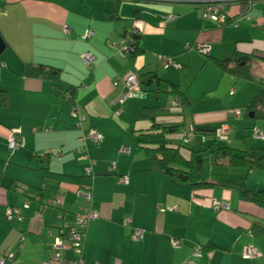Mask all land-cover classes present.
Masks as SVG:
<instances>
[{"label": "crops", "instance_id": "obj_1", "mask_svg": "<svg viewBox=\"0 0 264 264\" xmlns=\"http://www.w3.org/2000/svg\"><path fill=\"white\" fill-rule=\"evenodd\" d=\"M238 6L230 10L242 14L239 27L215 28L204 19L195 0H0V34L7 45L0 56V93L5 96L0 101V255L15 254L5 264H41L49 259L62 227L90 206L98 218L88 224L83 237L85 264H186L188 260L195 264H264V234L254 232L264 227V207L241 200L235 189L218 185L194 201L192 189L155 171L138 145L137 133L149 127L138 120L139 113L156 105H146L151 100L146 93L160 95L138 90L144 95L121 102L129 75L138 78L141 73L156 72L163 87L179 86L191 102L188 108L195 109L192 85L184 88V77L178 71L193 64L184 51L195 54L197 63L204 62L196 55L200 52L207 58L194 85L210 72L220 81L204 92L205 100L236 96L242 107L247 105V116L259 82L258 86L257 81L243 79L246 82L238 89L241 79L225 74L209 60H226L235 52L255 54L259 58L251 62V71L257 79H264V0L257 1L248 16ZM136 8L140 9L138 17ZM115 9L120 20H108L106 13ZM134 28L141 33V53H132L134 49L124 53L120 49L130 44L126 38ZM88 31L94 37L87 40ZM202 45L209 48L208 55L199 50ZM154 52L163 67L147 56ZM87 53L95 56L91 67L83 61ZM30 64L59 70L60 80L27 76ZM70 89L76 94L75 101L69 99ZM171 98L172 104L156 106L175 108ZM174 108L171 115L160 118V124L218 127L235 126L238 121L243 132L234 129L231 146L240 151L264 148V140L246 130L264 129V123L254 122L252 112L247 117L254 123L246 122L240 109L229 108L231 119L193 117L186 126V118L177 116ZM236 111L240 118L235 117ZM91 129L101 133L103 140L80 142ZM12 138L18 147L11 150ZM122 147L129 148L128 153H121ZM212 160L207 175L203 168L208 182H245L254 193L264 190V171L215 165ZM90 161L95 173L91 180L85 175ZM121 178L126 182L121 183ZM90 181L92 202L88 205L82 192ZM35 192L43 195L42 204L30 199ZM54 199H60L59 209L49 205ZM27 200H32L31 208L24 210ZM216 201L227 203L230 209L216 211ZM8 207L19 208L23 219H8ZM135 230L143 231L137 241ZM198 248L200 257L194 256ZM246 248L256 249L259 255L245 258Z\"/></svg>", "mask_w": 264, "mask_h": 264}, {"label": "trees", "instance_id": "obj_2", "mask_svg": "<svg viewBox=\"0 0 264 264\" xmlns=\"http://www.w3.org/2000/svg\"><path fill=\"white\" fill-rule=\"evenodd\" d=\"M238 8L241 13L246 9L242 4ZM139 14L140 9L136 8L135 16L138 17ZM241 17L242 14L234 12L230 14L229 22L235 23ZM106 18L113 21L120 20V13L115 9L112 12H107ZM126 39L132 43V49H134L132 53H141V33L138 30L134 28V31L129 32ZM254 58L259 57L255 54L235 52L231 58L226 60L214 58H209V60L225 74H232L238 79L259 82L262 89L249 106L247 116L249 117V114L252 112L255 119H264V79H257L256 75L251 71V62ZM25 74L29 77L52 79L54 81L60 80L61 75L59 70L52 67L31 64L26 66ZM162 82L156 72L141 73L138 76L139 90L150 91L156 96L167 94L173 97L177 103L175 108L173 106L167 108L156 105L146 106L139 113L138 120L147 122L149 127L145 131H139L137 133L138 145L146 153L152 168L162 173L174 184L189 186L194 194V201L197 198H203L201 194L204 193V190L218 185L235 189L241 200L264 207V190L254 193L248 189L245 182L235 183L224 180L214 184L208 182L203 177L205 156L208 152L212 155L213 164L215 165L223 164L231 168H244L248 171H264V148H247L246 150L240 151L229 144H224L216 137V131L220 126H193L194 137L188 135L190 127L186 128L182 124L180 126H163L159 123V120L162 117L171 115L170 110L173 111L171 108L176 109L177 116L184 117V110L191 106V102L187 94L179 86L169 84L168 87H163ZM71 90L69 99L75 101L76 94ZM4 100V94L0 93V101ZM254 128H252V131ZM44 168L48 169L47 167ZM44 168L42 167V169ZM89 179L91 180L93 178ZM88 184L92 185V182L90 181ZM30 196V199L34 200L38 198L40 203H43L41 201L43 195L40 192H35ZM216 202L225 203L223 201ZM213 206L216 211L230 209L229 205L227 208H216L214 203ZM55 208L59 209L58 207ZM254 232L256 235H263L264 227H257ZM67 256L69 258L75 257L73 253H67Z\"/></svg>", "mask_w": 264, "mask_h": 264}, {"label": "built area", "instance_id": "obj_3", "mask_svg": "<svg viewBox=\"0 0 264 264\" xmlns=\"http://www.w3.org/2000/svg\"><path fill=\"white\" fill-rule=\"evenodd\" d=\"M259 0H195L197 5L202 11L203 17L206 21H211L215 27L222 28V27H239L237 22H229L231 10L230 7L233 5H244L246 9L243 11V14H248L251 12L255 4ZM174 17L170 16V20H173ZM66 31H69L67 28ZM137 32V31H136ZM94 37L93 31H88L84 39H92ZM129 42V41H128ZM132 43L124 44L121 47V51L124 53H128L132 51ZM199 50L205 54H209V48L205 45L199 46ZM95 60V56L91 53H87L83 56L84 63L91 67ZM126 85L128 87V91L121 99V102H124L125 99L129 97H133L138 93V78L135 75H129L126 78ZM177 103H174L176 106ZM241 113L239 111L235 112V117L240 118ZM85 119L82 118L81 121L83 122ZM80 121V122H81ZM193 127H190L188 135L190 137H194ZM234 132L233 124H225L220 126L216 131V137L222 141L230 140V136ZM254 137L259 140H264V132L257 129L256 127L253 130ZM103 140V135L99 133L95 129H91L85 134L80 137V142L92 141L94 143H99ZM18 147L17 141L12 138L9 143V148L15 149ZM129 148L122 147L120 149L121 153H128ZM93 161H90V166L85 169V175L89 178H94V169H93ZM121 183L126 182L125 178L120 179ZM92 185L88 184L83 193V196L86 200V203L89 205L92 202ZM38 199V198H35ZM39 200V199H38ZM49 205L52 207H59L61 206L60 199H54L49 201ZM216 208L223 207L227 208L228 205L225 203L215 202ZM31 208V201L27 200L24 203L23 209L29 210ZM5 216L8 219L16 218L18 220L23 219V213L19 208L15 207H8L5 211ZM36 216L40 217L41 214L38 211ZM98 218V214L94 211L91 206L83 208L77 215L73 223H70L67 227H62L60 236L55 240L53 244V252L49 259L43 261L41 264H85L84 260L81 258V245L83 242V237L85 231L87 229L88 224L96 220ZM128 224L131 223V220L127 221ZM143 237V231L135 230L133 239L139 240ZM178 245V242H175ZM67 253H73L75 255L74 258H69ZM202 255L201 248L196 249L194 256L200 257ZM258 251L253 248H246L244 252L245 258H253L258 256ZM15 254L13 252H7L3 255H0V264H5L8 261H12L14 259ZM186 264H195L194 260H188Z\"/></svg>", "mask_w": 264, "mask_h": 264}, {"label": "rangeland", "instance_id": "obj_4", "mask_svg": "<svg viewBox=\"0 0 264 264\" xmlns=\"http://www.w3.org/2000/svg\"><path fill=\"white\" fill-rule=\"evenodd\" d=\"M159 48V47H158ZM195 51V50H194ZM197 52V51H196ZM198 54H196L197 56L201 57L202 59H204V62H201V63H197V60L194 59V56L195 54H191V53H186L184 51L183 55H186L187 56V60L188 62H191L190 63H193L192 66H190L189 69H182L181 72L178 71V73H181L182 74V77H184V88H190L191 85H192V90H193V94H194V101L196 103V107L195 109H192V108H187L185 110V118H186V126H190L191 125V120L193 117L197 118V119H202L204 117H207V116H212V117H209L210 120L212 119H215L216 116H217V119H222V118H229L231 119L232 118V114L228 115V109L229 108H236V109H240L243 117H244V120H246V122L248 123H254V122H257L258 124L260 123H264V119H256L254 120V122H252L247 116H245L246 114V110H247V105L245 107H242L241 103H239L237 100L238 98L236 96H231V95H228L226 98H224L223 100H214L212 102H209L208 100H205V96L203 95L204 92L213 87V86H217L219 85V80L216 79L215 75L213 73H208L207 75L204 74L205 78L203 80V77H200L199 78V81L194 85L195 83V79H196V74L198 71L201 70L203 64L205 63V60L207 58L206 55L204 54H201L200 52H197ZM161 54V56L165 57L164 54L162 53H159ZM148 57H154L155 58V64L158 65V66H162L163 67V63L162 62H158V53L157 52H154V53H149L147 54ZM166 58V57H165ZM175 61L176 62H180V59H178V57H175ZM256 61V60H255ZM177 64V63H176ZM211 66H208V69L210 68ZM200 69V70H199ZM213 69V68H211ZM246 81L241 79L239 80V82L237 83L236 87L239 89L242 87V85L245 83ZM256 84L259 86L258 82H256ZM261 87L260 86V89L258 90V92L253 96H257V94L259 93V91L261 90ZM139 90V89H138ZM144 95L143 92H138L136 94L137 97L139 96H142ZM147 97L150 98L151 100L149 101L148 104L146 105H149L151 104H156V105H160V106H168L170 104H172V98L171 97H168V96H165V95H160L158 97H152V95L150 93H146ZM253 100V98L249 101V103ZM248 103V105H249ZM145 105V106H146ZM224 107V108H223ZM208 108H212L214 110H217L213 113H204L202 110H206ZM224 112H222L223 110ZM232 111V109H231ZM229 116V117H227ZM246 117V118H245ZM243 121V120H242ZM242 125L241 122H238L236 121L235 122V129L237 128V131L239 133H242L243 132V129H242ZM257 129L261 130L262 132H264V129L261 128L260 126L257 127ZM247 132L250 134V136H253L254 134L252 133V129H246ZM232 139H235V136H231L230 137V140L228 141H225L223 142L224 144H229L231 145V141ZM222 142V141H221ZM209 154V152H208ZM212 157L211 155H207L206 158H205V162H204V171H205V175L208 174V171H209V164L211 163ZM213 161V160H212Z\"/></svg>", "mask_w": 264, "mask_h": 264}, {"label": "water", "instance_id": "obj_5", "mask_svg": "<svg viewBox=\"0 0 264 264\" xmlns=\"http://www.w3.org/2000/svg\"><path fill=\"white\" fill-rule=\"evenodd\" d=\"M6 48H7L6 42L4 41V39L0 34V56L6 51ZM250 116H252V114Z\"/></svg>", "mask_w": 264, "mask_h": 264}]
</instances>
